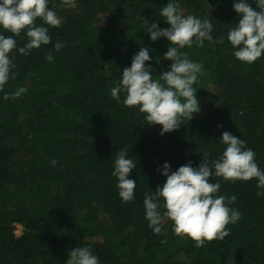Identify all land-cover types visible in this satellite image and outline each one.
Here are the masks:
<instances>
[{"label": "trees", "instance_id": "obj_1", "mask_svg": "<svg viewBox=\"0 0 264 264\" xmlns=\"http://www.w3.org/2000/svg\"><path fill=\"white\" fill-rule=\"evenodd\" d=\"M166 3L75 0L70 6L50 0L62 23L49 26V34L63 47L41 45L28 55L12 50L16 76L0 90V264H65L68 252L84 245L100 264H264V189L254 178H213L220 194L235 195L229 206L241 213L224 238L197 247L186 234H175L167 219L160 234L148 227L144 194L166 179L158 166L168 162L175 170L191 161L197 167L204 155L211 162L224 148L218 140L223 131L244 139L264 169V54L241 62L227 40L181 49L203 64L194 85L199 103L217 83L220 97L207 113L164 135L160 125L148 126L143 113L111 96L140 47L149 48L146 63L155 75L171 64L163 58L167 39L152 41L146 31L152 22L168 27L159 15ZM189 7L211 20L214 38L236 23L232 0H192ZM102 14L104 25L96 26ZM15 39L24 45L23 32ZM49 50L52 61L45 58ZM19 86L26 92L4 98ZM124 147L136 163L130 173L135 198L129 202L118 196L111 175L115 154ZM15 225L22 227L18 236Z\"/></svg>", "mask_w": 264, "mask_h": 264}, {"label": "clouds", "instance_id": "obj_2", "mask_svg": "<svg viewBox=\"0 0 264 264\" xmlns=\"http://www.w3.org/2000/svg\"><path fill=\"white\" fill-rule=\"evenodd\" d=\"M49 3L50 0H0V90L16 76L13 49L28 55L30 50L52 43L49 26L58 28L62 18ZM66 3L74 6L75 0H66ZM232 6L237 14L235 25L226 35L214 38L210 19L185 15L179 8V0H167L159 15L168 27L160 28L157 22H152L146 31L152 41L167 39L169 44L163 58L171 64L155 75L151 63H146L151 59L149 48L140 47L130 65L114 81L111 96L124 106L143 113V122L148 126L160 125L161 135L178 129L185 119L190 120L200 111L194 85L203 70L201 62L190 59L181 49L193 45L201 47L205 40L212 46L223 45L227 40L234 57L241 62L252 63L264 54V0H232ZM21 32L25 43L17 46L15 37ZM62 47L59 40L52 43L55 51ZM45 58L52 61L51 50ZM26 90L19 86L10 93L5 92L4 98H17ZM121 93L124 94L122 101ZM218 140L224 148L211 162L204 155L197 167H193L191 161L175 170L168 162L158 166L157 171L166 179L155 191L145 192L143 198L145 219L153 233L160 234L167 219L175 234H186L197 247L205 240L224 238L230 232L226 226L236 223L241 213L229 206L236 200L235 195L220 194L221 184L213 178L233 182L254 178L257 188L264 189V169L257 164L255 151L245 146V140L227 130ZM51 163L55 165L56 161ZM135 167V160L128 155L126 147L117 150L111 175L116 178L118 196L123 202L135 198L136 180L130 177ZM65 264H100V261L92 248L84 245L71 249Z\"/></svg>", "mask_w": 264, "mask_h": 264}, {"label": "rangeland", "instance_id": "obj_3", "mask_svg": "<svg viewBox=\"0 0 264 264\" xmlns=\"http://www.w3.org/2000/svg\"><path fill=\"white\" fill-rule=\"evenodd\" d=\"M190 3H192V0H179V8L182 10L183 14L188 15L192 14L195 15L192 8L189 7ZM104 16L105 14L100 15L97 18L96 21V26H103L104 25ZM219 84L212 85L210 88V91L212 92L209 97H206L202 100V102L199 103L200 111L199 114L207 113L211 106L217 102V100L220 97V92H219ZM22 117V116H21ZM22 227L19 226L17 230L15 231V234L18 236L21 234Z\"/></svg>", "mask_w": 264, "mask_h": 264}, {"label": "built area", "instance_id": "obj_4", "mask_svg": "<svg viewBox=\"0 0 264 264\" xmlns=\"http://www.w3.org/2000/svg\"><path fill=\"white\" fill-rule=\"evenodd\" d=\"M17 228H19V225H15V229H14V234H15V231L17 230ZM16 235V234H15ZM17 236V235H16Z\"/></svg>", "mask_w": 264, "mask_h": 264}]
</instances>
